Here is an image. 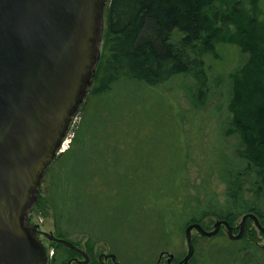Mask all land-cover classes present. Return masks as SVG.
<instances>
[{
	"label": "trees",
	"instance_id": "16d2710c",
	"mask_svg": "<svg viewBox=\"0 0 264 264\" xmlns=\"http://www.w3.org/2000/svg\"><path fill=\"white\" fill-rule=\"evenodd\" d=\"M263 2L264 0L108 1L103 33L107 54L100 58L95 67V84L89 89V96L92 98L108 95L128 83L137 87L154 88L177 76L191 75L198 81L199 89L192 93L188 87L186 91L188 95L192 93L195 101L205 93L207 65L204 58L221 60V56L217 54L218 45L236 46L247 56L227 76L230 86L227 110L231 120L223 132L239 135L242 147L233 149L230 157L227 155L225 158L227 167L222 169L220 176L224 185L223 204L219 211L210 205L199 209L197 215L189 219L190 224L198 223L205 227L203 219L208 215L226 219L233 224L243 214L253 213L264 227ZM84 111L80 123L72 131L68 148L57 154L45 171L41 188L48 186L42 201L47 202L53 213L56 237L86 234L92 241L99 242L104 239L88 229L72 232L62 229L66 203L73 201L70 197L78 192L81 196H87L89 192H86V185L96 180V190L107 202L105 207L111 208L113 213L121 210L124 218L131 217L135 202L141 203L143 209L147 205L145 201L148 192L142 188L148 186L152 175L146 178L143 174L142 168L148 169L149 166L140 158L119 157L120 147H125V144H131V147L134 142L115 140L117 136L111 131L119 133L122 130L110 124L108 127L105 125V138L99 139L103 145L95 147L97 150L91 152L88 142L92 140L96 127L103 123H92L94 115H91V111ZM77 154L92 155L84 161L86 166L81 173L76 170L83 163L76 166L79 163L75 160ZM186 162L181 171L175 172L172 192L168 193L162 188L159 190L162 232L167 235V221L181 215L179 201L182 199L180 204L185 202L181 190L187 184ZM92 168H99L101 174L89 172ZM160 180V183L167 184L162 178ZM246 193L252 194V199H248ZM78 198L76 204L79 203ZM40 200L41 197L38 196L36 205ZM257 200L263 203V207L256 204ZM151 206L156 205L152 203ZM250 222L248 219L247 225ZM228 242L235 244L233 248L218 245L210 253L217 254L219 258L212 255V260L225 259L226 264H248L252 261V255L259 251L253 243L246 241L245 235L239 241ZM52 244L55 247L63 246L55 242ZM111 253L119 260V255L113 249ZM141 257L146 262V254ZM62 260H57L54 254L50 264H61ZM91 261V264H100L98 260L91 258Z\"/></svg>",
	"mask_w": 264,
	"mask_h": 264
},
{
	"label": "rangeland",
	"instance_id": "374dc122",
	"mask_svg": "<svg viewBox=\"0 0 264 264\" xmlns=\"http://www.w3.org/2000/svg\"><path fill=\"white\" fill-rule=\"evenodd\" d=\"M262 6L264 8V2ZM107 8L108 3L103 10L104 29ZM175 35L179 37L177 32ZM96 45L99 47L100 58L107 54L104 34ZM217 54L221 56L220 61H215L211 57L204 58L207 65L205 93L195 101L192 99V93H196L199 87L198 81L191 75L177 76L154 88L137 87L128 83L127 86L114 89L112 93L102 95L98 99L89 96L91 86L89 87L82 104L72 116L58 154L68 148L72 131L80 123L84 109L87 112L91 111V115H94L92 123L104 124L96 127L92 140L88 142L91 152H95L97 147L103 145L99 139L105 138V125L108 127L110 124L122 130L119 133L111 131L117 136L115 140H122L125 143L127 140L129 143L134 142L131 147V144L120 147L119 157L125 156L124 158L131 159L138 157L149 166L148 169L142 168L146 178L152 175L148 186L144 185L145 187L142 188L148 192L145 201L147 205L143 209L141 203L135 202L131 217L124 218L121 210L113 213L111 208L105 207L107 202L96 190L97 181L94 180L85 187L86 192H89L87 196H81L79 192L74 193L70 197L73 201L66 203L62 229L67 232L88 229L104 241L94 242L86 234H70L69 237L60 238L75 243L95 261L101 254H110L112 249L119 255L117 261L120 264H157L161 252L165 255L159 264H167L169 254L174 256L172 259L174 262H178L187 254L184 230L190 224L189 219L197 215L199 209L208 208L207 205L217 211L221 209L224 185L220 176L222 169L227 167L225 158L227 155L230 157L233 149L242 147L239 135L235 133L228 135L223 131L228 128L231 120L227 110L230 98L227 76L237 65L245 61L247 56L233 45H218ZM95 79L93 77L91 85L95 84ZM188 87L192 90L190 95L186 91ZM91 156L77 154L75 160L79 163L75 165L78 166L83 162L79 168H76L77 172L83 171L86 166L84 161ZM185 161H187L185 164L187 184L181 190L185 202L180 204L182 199L179 201L181 215L167 221V235L162 232L159 190L162 188L168 193L172 192L175 172L183 169ZM95 170L96 168H92L89 172L101 174L99 168ZM160 178L167 184L160 183ZM47 186L45 188L40 186L42 191L38 196L41 200L39 204L35 203L29 209L25 223L27 221L29 225H38L39 230L57 235L53 213L47 202L42 201L47 194ZM77 197H79L78 204L75 203ZM246 197L252 199V194L246 193ZM152 203L156 206H151ZM256 204L263 207V203L258 200ZM242 216L237 218L236 225H239ZM216 220V217L206 216L203 219L204 228L208 231L212 230ZM244 235L246 241L253 243L259 250L256 251L257 254L252 255L250 258L252 261L248 264H264L262 248L264 236L252 221L246 226ZM191 236L194 246L191 261L196 264H226L225 259L212 260V255L218 258L219 256L210 253L209 250H212L211 247L216 249L218 245L229 248L235 245L223 239L224 233L209 239L193 230ZM36 238L42 242L48 253V264L54 254L57 260L63 259L61 264H69L72 259L83 260L80 255L64 246L55 247L53 242L42 235ZM145 254L146 262L141 257ZM71 264H75L73 260ZM104 264L113 263L108 259L104 260Z\"/></svg>",
	"mask_w": 264,
	"mask_h": 264
},
{
	"label": "water",
	"instance_id": "95a60500",
	"mask_svg": "<svg viewBox=\"0 0 264 264\" xmlns=\"http://www.w3.org/2000/svg\"><path fill=\"white\" fill-rule=\"evenodd\" d=\"M107 2L0 0V264H48V253L25 217L92 83ZM247 219L264 236L253 213L242 216L236 235L225 221L215 222L211 231L198 223L187 225V254L180 264H196L190 262L193 230L211 237L223 224L231 240H240ZM34 231L78 253L83 260L77 264H87L86 252L72 242L38 225ZM104 257L120 264L112 253ZM172 259L169 254L168 263Z\"/></svg>",
	"mask_w": 264,
	"mask_h": 264
},
{
	"label": "flooded vegetation",
	"instance_id": "af4514ba",
	"mask_svg": "<svg viewBox=\"0 0 264 264\" xmlns=\"http://www.w3.org/2000/svg\"><path fill=\"white\" fill-rule=\"evenodd\" d=\"M217 221H225V222H227L228 223V225L231 227V229H232V234L233 235H236V234H238V231H239V225H236V223L235 222H233V224L232 223H229V221H227L226 219H217L215 222H217ZM247 221H248V219H247ZM247 221H246V225H245V228H246V226H247ZM215 222H214V224H215ZM214 224H213V227H212V229L214 228ZM25 225H26V227L28 228V229H30V232L32 233V235H34L35 237H39L40 235H42L41 233H38V232H35L34 231V226L35 225H29V223L26 221V223H25ZM204 228V227H203ZM244 228V229H245ZM205 229V228H204ZM206 230V229H205ZM208 231V230H207ZM211 231V230H210ZM245 232V231H244ZM223 234L224 233V235H225V238L223 237V239H225V240H227V241H232V242H234V241H239V240H231L229 237H228V235H227V231H226V227H225V225H220V228H219V230H218V232L215 234V235H213V236H211V237H207V238H209V239H214L215 237H217V236H219V234ZM244 235V234H243ZM43 236V235H42ZM204 237V236H203ZM77 246V245H76ZM78 247V246H77ZM263 248V250H264V247H262ZM210 249H212L213 250V248L211 247ZM212 250H209V252H211ZM76 253V252H75ZM161 253H163V256L165 255V253L164 252H161ZM78 254V253H77ZM79 255V254H78ZM163 256L159 259V261H158V263L157 264H159L160 263V261L162 260V258H163ZM186 256V255H185ZM184 256V257H185ZM193 256V255H192ZM88 257H89V260H88V262H87V264H91L92 263V261H91V257L88 255ZM183 257V258H184ZM173 258H174V256H173ZM182 258V259H183ZM181 259V260H182ZM191 259H192V257H191ZM191 259H190V262H192L191 261ZM73 260V263H75V264H77V261H81V260H78V259H72ZM71 260V261H72ZM98 262L100 263V264H104V260L105 261H107L108 259H105V257H104V254H101L99 257H98ZM110 260V259H109ZM181 260H179L178 262H174V261H172L171 260V262L170 263H168V260H167V264H180V261ZM71 261H70V263L69 264H71ZM194 263V262H193Z\"/></svg>",
	"mask_w": 264,
	"mask_h": 264
}]
</instances>
